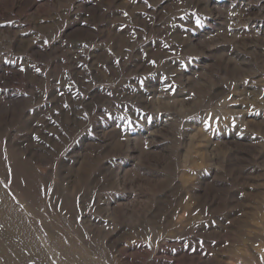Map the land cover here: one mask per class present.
Masks as SVG:
<instances>
[{"label":"rangeland","instance_id":"1","mask_svg":"<svg viewBox=\"0 0 264 264\" xmlns=\"http://www.w3.org/2000/svg\"><path fill=\"white\" fill-rule=\"evenodd\" d=\"M0 191L4 264H264V0H0Z\"/></svg>","mask_w":264,"mask_h":264},{"label":"bare ground","instance_id":"2","mask_svg":"<svg viewBox=\"0 0 264 264\" xmlns=\"http://www.w3.org/2000/svg\"><path fill=\"white\" fill-rule=\"evenodd\" d=\"M0 196L3 198V194L1 191H0ZM7 203L8 202L6 200L0 201V225L4 229V231L9 232L13 237L15 236L18 244H15L14 246L12 245L13 248L15 250L21 248H23L24 250H30L32 254H34L37 257L43 258L45 261L44 250L38 246V241L31 236L29 229L22 224L21 222L22 220L17 216V213L14 210V208L12 206L7 205ZM0 247L3 248V246ZM2 248L0 249L1 250L0 256L4 257L6 254L5 252L3 253L4 250ZM32 251H34V253ZM1 261L2 259H0V264H4Z\"/></svg>","mask_w":264,"mask_h":264},{"label":"snow or ice","instance_id":"3","mask_svg":"<svg viewBox=\"0 0 264 264\" xmlns=\"http://www.w3.org/2000/svg\"><path fill=\"white\" fill-rule=\"evenodd\" d=\"M199 23V21H197ZM154 63V62H153Z\"/></svg>","mask_w":264,"mask_h":264}]
</instances>
